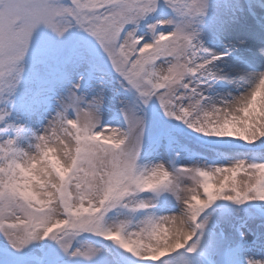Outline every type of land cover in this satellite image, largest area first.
Masks as SVG:
<instances>
[{
	"label": "snow or ice",
	"instance_id": "obj_1",
	"mask_svg": "<svg viewBox=\"0 0 264 264\" xmlns=\"http://www.w3.org/2000/svg\"><path fill=\"white\" fill-rule=\"evenodd\" d=\"M161 3L176 19L146 23L141 32V23ZM206 8L207 0H0V94L15 93L33 34L43 25L58 37L73 28L93 37L120 88L138 101L121 110L123 129L102 126V91L86 100L79 83L73 84L43 134L34 136L29 149L34 147L35 155L17 147L21 127L3 129L15 133L0 142V233L12 249L19 252L32 241L51 239L65 255L90 260L99 250L72 248L73 237L88 233L113 242L139 264H168L167 258L180 250L196 253L201 247L210 219L204 213L214 202H264V162L171 168L138 164L145 133V119L138 113L153 101L165 116L206 137L248 145L264 141L260 98L255 87L241 83H258L260 72L240 73L235 84L244 90L238 96L205 107L215 83L233 84L213 71L222 57L190 30ZM161 64L168 65L167 75L157 71ZM7 115H0V123ZM109 136L112 140L105 143ZM21 169L30 172V180L21 179ZM210 190L217 191L215 198H209ZM145 193L152 198L141 199ZM167 196L182 206L180 213L151 214L154 201ZM117 206L143 211L145 218L134 226L107 225L106 214Z\"/></svg>",
	"mask_w": 264,
	"mask_h": 264
},
{
	"label": "rangeland",
	"instance_id": "obj_2",
	"mask_svg": "<svg viewBox=\"0 0 264 264\" xmlns=\"http://www.w3.org/2000/svg\"><path fill=\"white\" fill-rule=\"evenodd\" d=\"M157 19L176 17L161 3L158 11L141 23V32L145 30L146 23ZM190 30L198 33L200 44L222 57L213 71H220L229 80H235L241 73H236L234 79L230 78L227 74L234 71L235 67L238 70L242 68L243 73L264 71V63L250 59L253 46H257L250 43V47L242 46L246 45L248 37L260 43V39L254 34L264 38V0H207L206 14L196 18ZM237 47H242L243 50L240 51ZM100 57L105 55L95 39L88 34L73 28L63 37H58L45 26H38L23 61L24 71L15 93L11 96L4 93V100L0 99V115L8 113L5 121L0 123V142L15 135L13 131L4 132V128L8 125L13 128L19 126L23 131L17 139V147L28 150L34 145V136L43 134V129L59 107V101L77 83L80 85V94L86 100H91L102 91V126L123 129L125 124L121 110L135 106L138 101L134 93L120 88L118 78L108 61L99 60ZM241 83L246 86L245 82ZM243 90V86L238 90L235 83L219 81L206 93L209 99L205 107L210 109L219 106L222 100L238 96ZM10 100H13L11 105ZM149 109L154 110L156 116L146 114L145 110ZM138 114L145 119L144 140L138 159L141 168H151L157 163H164L171 168L193 165L215 167L237 160L264 162V141L248 145L232 138L206 137L181 121L165 116L155 101ZM68 115L71 118L74 114L69 112ZM32 154L35 155V152ZM151 198L148 193L141 197ZM154 203L151 214L155 216L179 214L182 207L172 196L161 197ZM251 204H258L264 210V202L261 201L242 204L224 200L214 202L205 210L204 216H209L210 219L198 249L209 253L217 264H226L223 253L227 249L232 251L234 264H248L250 260L264 262V217ZM145 215L143 211L132 212L117 206L106 214L105 223H128L134 226ZM93 235L84 234L81 236L82 240L73 237L72 248L84 251L90 246L99 250V254L90 260L83 257L71 258L64 264H115L110 257L109 248L94 243L91 240ZM52 241L35 240L18 252L11 248L0 233V264H40L45 254L48 255L49 264L60 262V259H65V254L58 245L52 247ZM50 245L54 249L51 250ZM113 254L117 264H129V254L118 246L113 247ZM167 260L171 261L168 264H205L199 256L186 257L181 254V250Z\"/></svg>",
	"mask_w": 264,
	"mask_h": 264
},
{
	"label": "clouds",
	"instance_id": "obj_3",
	"mask_svg": "<svg viewBox=\"0 0 264 264\" xmlns=\"http://www.w3.org/2000/svg\"><path fill=\"white\" fill-rule=\"evenodd\" d=\"M261 55H264V49H261ZM157 71L161 74V75H167L169 73V67L167 64H161L158 66L157 68ZM220 71H218L219 73ZM259 82H255L253 81L251 84H249L247 81H245V85L249 88H252V87H255V94L259 96L260 98V102H261V105H262V111H264V71H261L259 73ZM221 79H224V80H229L227 76H221L220 77ZM240 80V76L238 74L237 78L235 80H230L232 83H236ZM68 138L65 137V140H67ZM105 140V143H108V141L112 140V137L109 136V137H106L104 138ZM57 147H60V145H57ZM26 151H29L31 153L35 152V148H31V149H28ZM53 166L58 168V170L61 172V174H63V169H60L58 164L53 161ZM21 177L24 179V180H30L31 179V174L30 172H27V171H24L23 169H21V173H20ZM262 175H264V173H262ZM212 182L209 181L207 184H206V187H209V185L211 184ZM24 187L26 188L27 187V184L24 185ZM217 195V191L216 190H210L209 191V198L212 199V198H215V196ZM260 196L262 198H264V190H261L260 191ZM87 211V210H85Z\"/></svg>",
	"mask_w": 264,
	"mask_h": 264
},
{
	"label": "bare ground",
	"instance_id": "obj_4",
	"mask_svg": "<svg viewBox=\"0 0 264 264\" xmlns=\"http://www.w3.org/2000/svg\"><path fill=\"white\" fill-rule=\"evenodd\" d=\"M244 33H245V32H244ZM253 34H254V33H253ZM249 36H251V35H249ZM254 36H255V37H258V38L260 39L261 42H260V43L254 42V40H251L250 37H248V38L245 40L246 45H242V46H243L244 48H246L247 45H248V47H250V44H253V45L257 46V48L253 46L254 50L251 52V55H250L251 58H250V59H252L253 61H256V62L260 61V62H262V64H263V63H264V55H261V51H260V50H261V49H264V44L262 43V42H264V38L259 37L257 34H254ZM249 43H250V44H249ZM238 46H240V45H238ZM237 48H239L240 51L243 50L242 47H237ZM238 67H240V66H238ZM240 68H241V67H240ZM236 70H237V71H236ZM239 72L243 73V69L241 68L240 70H238V69L235 67L234 71H229L227 75H229L230 78L234 79V75H235L236 73H239Z\"/></svg>",
	"mask_w": 264,
	"mask_h": 264
}]
</instances>
